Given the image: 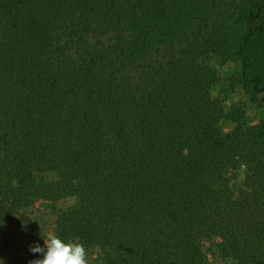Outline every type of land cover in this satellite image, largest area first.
<instances>
[{"label":"trees","instance_id":"16d2710c","mask_svg":"<svg viewBox=\"0 0 264 264\" xmlns=\"http://www.w3.org/2000/svg\"><path fill=\"white\" fill-rule=\"evenodd\" d=\"M263 17L264 0H0V233L76 198L54 233L103 264H264V122L209 63L249 83Z\"/></svg>","mask_w":264,"mask_h":264},{"label":"rangeland","instance_id":"374dc122","mask_svg":"<svg viewBox=\"0 0 264 264\" xmlns=\"http://www.w3.org/2000/svg\"><path fill=\"white\" fill-rule=\"evenodd\" d=\"M264 23V17L260 20ZM264 35V34H263ZM112 37L100 38L108 43ZM254 66L246 70L249 83L244 81L238 82L235 87L228 86V80L238 77L243 72V63L240 60L224 62L216 56H211L209 63L219 73L221 82L217 88L219 91H226L223 94L226 106L230 108L234 104H238L246 113L249 125H257L264 122V111L262 98L264 94H255L253 91L252 80L256 76H262L264 79V36L254 38L252 49L248 53ZM238 80L236 79L235 82ZM264 88V84H263ZM224 132H231L235 125L228 120L221 123ZM245 168L243 167L231 183L234 193H239L244 183ZM55 173L44 175L46 182L57 180ZM77 203L76 198H68L59 201L54 205H43L36 202L33 206L26 210L30 221L24 225H20L18 221H13L0 233V264H13L16 261H24L32 253L30 246L39 244L44 247L43 238H47L49 233H54L56 215ZM55 234V233H54ZM208 255V264H224V262L215 256V250L206 248ZM91 264H103L104 254L100 249L88 250ZM40 255V254H39ZM42 258V256L40 255Z\"/></svg>","mask_w":264,"mask_h":264},{"label":"clouds","instance_id":"9594fccd","mask_svg":"<svg viewBox=\"0 0 264 264\" xmlns=\"http://www.w3.org/2000/svg\"><path fill=\"white\" fill-rule=\"evenodd\" d=\"M43 240L44 247L39 244L30 246V252L42 256L41 259L30 261V264H91L88 250L79 238L64 240L49 233Z\"/></svg>","mask_w":264,"mask_h":264}]
</instances>
